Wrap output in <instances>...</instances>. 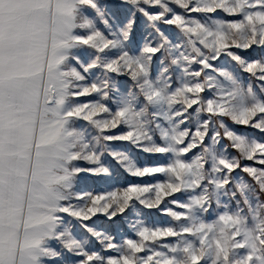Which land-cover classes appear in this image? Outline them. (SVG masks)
Here are the masks:
<instances>
[{"label": "snow or ice", "instance_id": "obj_1", "mask_svg": "<svg viewBox=\"0 0 264 264\" xmlns=\"http://www.w3.org/2000/svg\"><path fill=\"white\" fill-rule=\"evenodd\" d=\"M0 264H264V0H0Z\"/></svg>", "mask_w": 264, "mask_h": 264}, {"label": "rangeland", "instance_id": "obj_2", "mask_svg": "<svg viewBox=\"0 0 264 264\" xmlns=\"http://www.w3.org/2000/svg\"><path fill=\"white\" fill-rule=\"evenodd\" d=\"M163 219H164L163 217H160L161 222L163 221Z\"/></svg>", "mask_w": 264, "mask_h": 264}]
</instances>
